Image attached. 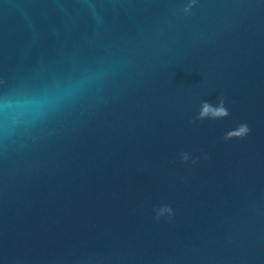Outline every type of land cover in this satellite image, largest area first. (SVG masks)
Listing matches in <instances>:
<instances>
[{
	"label": "water",
	"instance_id": "water-1",
	"mask_svg": "<svg viewBox=\"0 0 264 264\" xmlns=\"http://www.w3.org/2000/svg\"><path fill=\"white\" fill-rule=\"evenodd\" d=\"M0 264H264V0H0Z\"/></svg>",
	"mask_w": 264,
	"mask_h": 264
},
{
	"label": "clouds",
	"instance_id": "clouds-1",
	"mask_svg": "<svg viewBox=\"0 0 264 264\" xmlns=\"http://www.w3.org/2000/svg\"><path fill=\"white\" fill-rule=\"evenodd\" d=\"M202 111L200 112L199 118L203 120L205 117L211 116L213 119L215 118H223L229 116V112L224 106V101L221 98L220 100V106L213 107L208 102H203L201 105ZM249 127L246 124H241L237 129L231 130L227 133V139H243L249 134ZM170 211V209H167Z\"/></svg>",
	"mask_w": 264,
	"mask_h": 264
}]
</instances>
